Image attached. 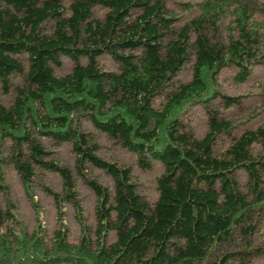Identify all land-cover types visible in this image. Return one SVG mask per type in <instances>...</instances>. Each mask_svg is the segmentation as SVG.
<instances>
[{"label": "trees", "instance_id": "1", "mask_svg": "<svg viewBox=\"0 0 264 264\" xmlns=\"http://www.w3.org/2000/svg\"><path fill=\"white\" fill-rule=\"evenodd\" d=\"M264 0H0V190L6 168L31 204L32 186L53 198L59 227L27 231L11 203L0 207V264H252L263 241L264 126L238 131L244 102L218 83L264 69ZM225 23L224 29L220 26ZM108 55L117 69H103ZM67 57L71 68L57 74ZM189 64L190 78L178 74ZM6 97V101L2 99ZM200 105L208 130L193 132L185 110ZM88 123L94 133L85 128ZM95 132L136 158L158 162L151 201L130 166L103 159ZM224 136L228 144L218 150ZM69 144L74 172L52 146ZM103 170L111 187L87 173ZM58 175L62 192L44 185ZM76 179L94 194L84 215ZM79 223L63 225L62 202ZM38 212V210H37ZM262 228V229H263Z\"/></svg>", "mask_w": 264, "mask_h": 264}, {"label": "rangeland", "instance_id": "2", "mask_svg": "<svg viewBox=\"0 0 264 264\" xmlns=\"http://www.w3.org/2000/svg\"><path fill=\"white\" fill-rule=\"evenodd\" d=\"M262 32L264 33V17L260 21ZM225 23L220 26L224 29ZM63 64L61 67L56 68L57 74H63L71 68V62L67 57H62ZM100 66L108 71H114L117 69L116 63L108 55H102L98 58ZM235 68H224L218 75V83L221 90L228 95L240 96L244 104L239 109L232 108V116L235 120L241 118H248V121L242 122L238 125L237 130L242 131L249 128H257L259 125L264 126V69L261 66H255L252 75L244 82H236L234 80ZM190 78L189 64H186L183 70L178 74L180 81H186ZM4 97L2 101H6ZM185 117L190 122L193 132L197 137H202L207 127V114L205 109L200 105H191V107L185 110ZM85 128L88 131L94 133L93 128L86 123ZM95 138L99 144L98 154L105 160L116 161L121 165L130 166L133 180L138 183L140 192L149 200L153 201L157 197L156 190V178L163 172V167L154 162L153 166L149 169L142 170L136 165V158L134 154L121 149L118 144L105 137L103 134L95 132ZM228 144L227 138L222 136L218 140V150H222ZM49 149L54 150V157L58 159L59 163L67 165L73 172L74 170V154L71 151L69 144H63L59 148L55 149L52 146H48ZM4 180L7 185V191L5 193L0 190V207L5 208L7 203H11V212L15 213V219L21 222L23 227L27 228V231L34 230L35 227L41 228L43 233L50 235L54 230L59 227V220L56 218L57 210L55 209V203L53 198L44 193L39 186H32L33 199L36 202V209L31 204V200L27 197L25 189L23 188L18 176L11 168H6L4 171ZM96 176L100 182L105 186L111 187L112 180L103 170L99 168L89 167L86 170ZM41 181L47 187L53 189L56 192L61 193V180L58 175H53L44 172L41 175ZM78 186V195L80 198V204L82 206L84 215L89 224H95L94 216V204L95 196L92 191L80 180L76 179ZM62 223L67 227L69 238L76 240L78 238L80 226L75 219V213L72 205L67 202H62L61 210ZM263 228V227H262ZM258 230L253 235V241L264 242V228ZM261 257L256 261L252 258V264H264V250H262ZM251 264V263H250Z\"/></svg>", "mask_w": 264, "mask_h": 264}]
</instances>
